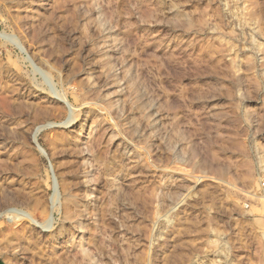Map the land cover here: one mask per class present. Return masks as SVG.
Here are the masks:
<instances>
[{
    "label": "rangeland",
    "instance_id": "374dc122",
    "mask_svg": "<svg viewBox=\"0 0 264 264\" xmlns=\"http://www.w3.org/2000/svg\"><path fill=\"white\" fill-rule=\"evenodd\" d=\"M0 259L264 264V0H0Z\"/></svg>",
    "mask_w": 264,
    "mask_h": 264
},
{
    "label": "water",
    "instance_id": "95a60500",
    "mask_svg": "<svg viewBox=\"0 0 264 264\" xmlns=\"http://www.w3.org/2000/svg\"><path fill=\"white\" fill-rule=\"evenodd\" d=\"M0 264H6V262L2 259H0Z\"/></svg>",
    "mask_w": 264,
    "mask_h": 264
}]
</instances>
